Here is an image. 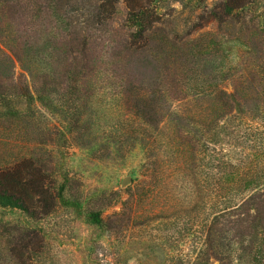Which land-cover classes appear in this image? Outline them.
Returning a JSON list of instances; mask_svg holds the SVG:
<instances>
[{
  "label": "rangeland",
  "instance_id": "rangeland-1",
  "mask_svg": "<svg viewBox=\"0 0 264 264\" xmlns=\"http://www.w3.org/2000/svg\"><path fill=\"white\" fill-rule=\"evenodd\" d=\"M116 1L115 21L121 24L127 2L133 0ZM226 1L152 4L162 27L192 41L187 76L192 88L201 83L194 91L204 95L218 82L230 93L234 81L240 82L264 55V0H256L238 17L234 12L233 20L220 17L225 22L220 23L212 14L222 16ZM19 74L16 67L15 76ZM242 87L248 100L242 112H216L207 97H199L186 108L196 115L192 124L178 131L173 116L160 115L156 129L147 128L116 102L99 96L89 115L91 130L66 134L56 157L51 144L64 132L56 116L35 111V139L19 141L4 132L0 157L36 154L45 166L55 159L71 178L69 198L81 207L76 212L55 203L49 215L36 221L19 217L18 211H0L5 221L43 228V253L31 264H194L221 200L232 196L235 202L239 192H264V96L259 95L264 87ZM180 106L175 103L170 114ZM9 137L18 143L8 144ZM34 211L39 214L40 209ZM88 213L99 214L109 228L102 232L91 226ZM242 258L243 264H264V241L256 238L253 250ZM209 264L218 263L210 259Z\"/></svg>",
  "mask_w": 264,
  "mask_h": 264
},
{
  "label": "trees",
  "instance_id": "trees-1",
  "mask_svg": "<svg viewBox=\"0 0 264 264\" xmlns=\"http://www.w3.org/2000/svg\"><path fill=\"white\" fill-rule=\"evenodd\" d=\"M156 1H128L127 14L119 24L116 0H0V136L8 132L19 141L35 139V111H44L63 123L64 132L51 144L54 156L60 153L66 134L91 130L89 115L99 96L154 129L160 115L173 116L177 131L192 124L195 114L186 108L199 97H207L216 112H242L248 101L243 84L264 87V55L248 67L240 82L234 81L230 93L220 88L221 82L206 95L194 91L201 83L192 88L187 76L192 41L160 25L152 5ZM255 1L227 0L221 6L222 16L212 15L225 23L220 17L233 20L234 12L238 17ZM238 23L245 26L243 20ZM175 103L182 106L170 114ZM204 117L208 122L210 117ZM1 138L0 144L6 141ZM40 162L36 154L0 157V211H18L19 217L31 221L49 215L55 203L80 212V204L69 198L71 178L59 163L52 158L46 166ZM238 196L235 202L232 196L221 200L194 264H209L210 259L243 264L242 255L253 250L254 240L264 241V192ZM19 221L0 216V264L35 263L43 253V228ZM86 221L102 232L109 228L96 213L86 214Z\"/></svg>",
  "mask_w": 264,
  "mask_h": 264
},
{
  "label": "water",
  "instance_id": "water-1",
  "mask_svg": "<svg viewBox=\"0 0 264 264\" xmlns=\"http://www.w3.org/2000/svg\"><path fill=\"white\" fill-rule=\"evenodd\" d=\"M127 182H128V180H127V179H125V180L123 181V183H124V184H126Z\"/></svg>",
  "mask_w": 264,
  "mask_h": 264
}]
</instances>
